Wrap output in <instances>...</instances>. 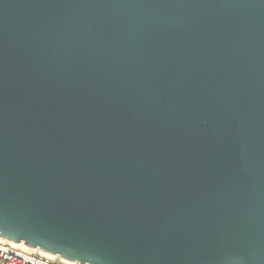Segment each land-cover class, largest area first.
Listing matches in <instances>:
<instances>
[{
    "label": "water",
    "instance_id": "water-1",
    "mask_svg": "<svg viewBox=\"0 0 264 264\" xmlns=\"http://www.w3.org/2000/svg\"><path fill=\"white\" fill-rule=\"evenodd\" d=\"M0 242L264 264V0H0Z\"/></svg>",
    "mask_w": 264,
    "mask_h": 264
},
{
    "label": "built area",
    "instance_id": "built-area-1",
    "mask_svg": "<svg viewBox=\"0 0 264 264\" xmlns=\"http://www.w3.org/2000/svg\"><path fill=\"white\" fill-rule=\"evenodd\" d=\"M0 264H62L59 257L47 258L35 252L25 251L23 244L12 246L5 242H0ZM75 264H92L89 262L76 261Z\"/></svg>",
    "mask_w": 264,
    "mask_h": 264
}]
</instances>
